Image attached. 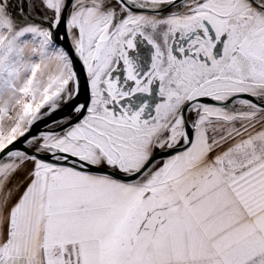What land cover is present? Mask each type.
Listing matches in <instances>:
<instances>
[{
	"label": "snow or ice",
	"instance_id": "snow-or-ice-1",
	"mask_svg": "<svg viewBox=\"0 0 264 264\" xmlns=\"http://www.w3.org/2000/svg\"><path fill=\"white\" fill-rule=\"evenodd\" d=\"M0 264H264V0H0Z\"/></svg>",
	"mask_w": 264,
	"mask_h": 264
}]
</instances>
